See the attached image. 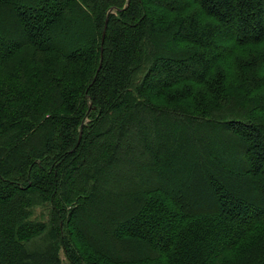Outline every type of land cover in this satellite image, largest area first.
I'll return each mask as SVG.
<instances>
[{"label":"trees","instance_id":"obj_1","mask_svg":"<svg viewBox=\"0 0 264 264\" xmlns=\"http://www.w3.org/2000/svg\"><path fill=\"white\" fill-rule=\"evenodd\" d=\"M212 115L235 140L213 152ZM84 242L264 264V0H0V264H90Z\"/></svg>","mask_w":264,"mask_h":264},{"label":"rangeland","instance_id":"obj_2","mask_svg":"<svg viewBox=\"0 0 264 264\" xmlns=\"http://www.w3.org/2000/svg\"><path fill=\"white\" fill-rule=\"evenodd\" d=\"M164 38V37H163ZM169 39L170 38H166V42L164 41V46L166 47V43H170L169 42ZM221 41L222 40H220L219 41V44H221V45H223L222 43H221ZM169 46H170V44H169ZM226 46V45H225ZM171 48H173L172 47V44H171ZM246 65H248V62L247 61H244L243 63H241L240 65H239V68H238V78H235L234 80H236V82L233 84V86L231 87V89L230 90H228L227 91V93H229L230 95H232V97L230 98V99H228L227 98V103H230V104H234V102H236L237 100H238V98H236L238 95H240V94H238V95H234L235 93H237V92H239V91H241V95H242V90H246V88H247V84L246 85H244L243 84V80L244 81H249V73H246L245 72V74H244V68L246 67ZM261 76V75H260ZM217 78V77H216ZM241 79L242 80V83L240 82V81H237V79ZM214 83L216 84L217 83V81H214ZM242 85V86H241ZM203 88H205L204 86H202ZM202 87H200V88H202ZM227 93H225V94H227ZM235 96V97H234ZM248 100H250V96H247V97H245V98H243L242 100H241V102H239V103H242V104H246V105H249L250 103H249V101ZM221 106H223V104L222 103H220V104H217V105H215V108H220ZM244 112H246L245 110H244ZM244 114V113H243ZM175 118H177L176 116H174ZM215 117V118H214ZM211 120H213V121H211L210 123H209V125L208 126H206V125H203L201 128H200V130H198V132L199 133H204L205 135H208V136H212L211 137V139L213 138V140L215 141V143L214 144H210V146H209V149H208V151H215V149L218 147V146H220L221 145V143H222V141H224V140H228V142H235V140H232V138H231V135H228L227 134V128H228V124L227 125H221L220 124V121H218L219 120V118H218V116L217 115H212L211 116ZM171 122H173V124L172 123H170L171 124V126H172V128H173V126L175 125V123H177L176 122V119H173V121H171ZM224 124V123H223ZM195 124H193V126H194ZM221 125V126H220ZM193 126H192V128H193ZM199 126V125H198ZM204 129V130H203ZM168 131V132H167ZM167 131H166V129H165V131L163 132V137L165 138V139H167V140H172V139H175L176 138V136H175V132H172L171 131V129H169V127L167 128ZM189 131H192V129H190V130H187L186 131V133L188 132L189 133ZM191 135V134H190ZM187 137H188V135H187ZM186 137V138H187ZM218 139H221V141H219ZM194 152H195V154H197L199 157H200V155L202 154V151H201V147H200V145L198 144H196V146L194 145ZM241 149H240V145L239 144H235L234 145V148L232 147L230 150H228V155L229 156H231V157H233V158H240V155H241ZM219 154H220V152H219ZM240 165V164H239ZM197 170V169H196ZM231 177V176H230ZM232 182L234 181L238 186H239V183H241V181H243V180H241L240 179V177H235V178H232V180H231ZM246 186H244V188H245ZM239 188H240V186H239ZM41 206H38V208H37V211H36V215H38V216H40L41 215V211L43 210L42 208H40ZM91 213H92V207H91V210H90V215H91ZM88 219H91V220H87L86 221V225L88 224V225H91V224H95V225H93L91 228H90V232H91V234H87L86 235V237H88L89 238V236L90 235H95L96 237L97 236H99L100 234H102L103 233V229H105V228H107V227H99V226H97L96 225V222H98L99 220L97 219V217H91V216H89V217H87ZM85 225V224H84ZM69 226H67L66 228H68ZM96 227V228H95ZM66 230H68V229H66ZM101 230V231H100ZM100 231V232H99ZM85 235V234H84ZM85 240V239H84ZM106 240V239H105ZM85 244L83 245L82 244V246L80 247V249H78V253L80 254V255H82V257L84 258V259H86V261H88L90 264H100L99 262H98V260H99V258H100V256H101V253H104L105 251L104 250H101L102 248V246L99 244V243H96L95 244V246H91V245H87V243L86 242H84ZM106 243V242H105ZM106 244H108V243H106ZM109 245V247H113V244H108ZM93 247H96L98 250H100L101 251V253H100V255H98V253L96 252V250H95V248H93ZM104 247H106V245L104 246ZM77 248V247H76ZM136 249H139L140 248V251H141V249H142V247L141 246H136L135 247ZM75 250V249H74ZM147 250V249H146ZM63 257H64V262H65V264H68V261L66 260V257L64 256V254H63ZM82 258V259H83ZM120 264H135V263H125V262H120ZM160 264H163V263H160Z\"/></svg>","mask_w":264,"mask_h":264},{"label":"water","instance_id":"obj_3","mask_svg":"<svg viewBox=\"0 0 264 264\" xmlns=\"http://www.w3.org/2000/svg\"><path fill=\"white\" fill-rule=\"evenodd\" d=\"M104 39H105V32H104V35H103V42H104Z\"/></svg>","mask_w":264,"mask_h":264}]
</instances>
